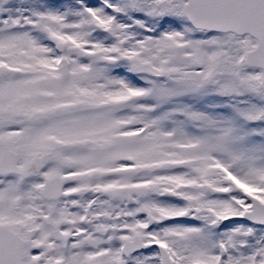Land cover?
<instances>
[{"label":"snow or ice","instance_id":"obj_1","mask_svg":"<svg viewBox=\"0 0 264 264\" xmlns=\"http://www.w3.org/2000/svg\"><path fill=\"white\" fill-rule=\"evenodd\" d=\"M0 264H264V0H0Z\"/></svg>","mask_w":264,"mask_h":264}]
</instances>
